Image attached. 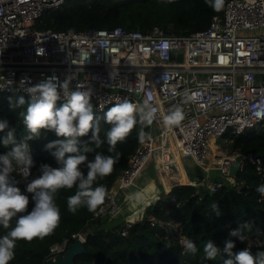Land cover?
<instances>
[{"label": "built area", "instance_id": "2783aa9c", "mask_svg": "<svg viewBox=\"0 0 264 264\" xmlns=\"http://www.w3.org/2000/svg\"><path fill=\"white\" fill-rule=\"evenodd\" d=\"M65 1L0 0V93L30 97L27 87L70 76L71 90L79 85L91 91L97 112L125 99L138 108L147 102L156 109L144 142L94 219L119 214L121 194L135 185L150 161L161 172L160 163L170 172L178 158L190 159L207 175L219 170L222 183L209 177L200 183L216 193L230 178L240 154L224 156L218 151L211 161V140L264 127V0H227L208 28L189 35H168L158 26L145 32L121 26L83 31L37 28L49 9ZM57 102H66L62 94ZM177 109L182 119L167 124L165 118ZM245 159L252 160L251 155L244 156L238 171ZM253 162L264 176L262 160ZM27 180H32L31 169ZM131 226L126 220L124 236ZM72 239L85 241V233H75ZM247 240L249 249L260 243L259 238ZM69 241L51 246V257L66 252Z\"/></svg>", "mask_w": 264, "mask_h": 264}, {"label": "trees", "instance_id": "16d2710c", "mask_svg": "<svg viewBox=\"0 0 264 264\" xmlns=\"http://www.w3.org/2000/svg\"><path fill=\"white\" fill-rule=\"evenodd\" d=\"M226 1L224 0L221 10L217 12L205 0H66L60 8L49 9L37 23V28L83 31L121 26L127 30L145 32L158 26L168 35H189L208 28L213 17L223 12ZM21 97L26 101L24 106H19ZM29 100L30 97L23 95L0 93V121L8 123V127L0 132V156L7 155L16 146H5L3 143L9 131L14 130L16 144L23 142L28 135L21 113L26 111ZM64 103L57 102V108ZM114 105L94 114L102 118ZM101 127V139L104 143L99 147L90 145L92 152L86 154L87 161L80 166L85 176L88 171L87 163L94 161L98 153L105 156L115 155L108 152L109 145L105 138L108 126L103 120ZM141 128L145 134L149 130L147 123L138 122L126 141L116 146L120 159L115 164L113 173L97 181V184L106 186L108 193L117 177L128 167L130 155L141 144L138 140ZM91 135L90 132L88 136L80 137L81 144L90 141ZM226 135L230 136L232 154L248 157L255 152L264 154L263 126L257 125L240 135L231 132ZM63 139L54 131L42 130L38 138L27 141L34 162L31 168L32 179L41 174L42 165L59 167L57 159L52 155L55 149L47 150L46 146L50 142ZM261 160L264 163V158ZM11 175L18 181L17 187L23 193L27 192L26 186L31 180H25L19 171H14ZM205 177L206 174L201 169L191 174L192 181L197 178L199 182ZM233 178L234 183L230 182ZM175 183L178 182L166 185L168 190ZM262 184L264 176L257 170V164L253 160L245 159L243 169L235 177L230 176L225 180L216 193L206 183L198 186H176L171 191L160 185L163 193L157 196L156 191L154 192V203L148 205L143 217L131 219L132 226L127 229L125 236L122 228L126 220L122 217L94 219V213L89 212L86 207L78 208L75 214L69 212L67 199L77 189L75 186L72 189H61L55 194V203L61 212L59 226L43 240L37 238L31 242L17 241L11 264H48L51 246L64 239H69V244L74 243L76 240L72 239V235L75 233H85L86 240L84 252L74 259V264H223V259L228 258L226 255L211 261L205 259L203 247L207 240L213 241L221 250L225 247V242L231 240L235 243L233 251L238 252L249 246L247 239L259 238L260 243L257 246H250L255 254L264 251V197L256 191ZM135 185L130 189L135 188ZM32 197L31 193L28 197V212L35 206ZM213 204L218 205L219 215L213 210ZM245 222L249 228L243 231V242L230 236L231 231ZM11 224L15 225V218ZM9 230L0 226V236ZM185 238L196 243L198 252L195 255L184 251L182 240ZM64 254L65 252L62 255Z\"/></svg>", "mask_w": 264, "mask_h": 264}, {"label": "clouds", "instance_id": "9594fccd", "mask_svg": "<svg viewBox=\"0 0 264 264\" xmlns=\"http://www.w3.org/2000/svg\"><path fill=\"white\" fill-rule=\"evenodd\" d=\"M224 0H205L214 11L219 12ZM166 47V45H165ZM40 54V49L38 50ZM72 77H66L59 82L56 77H50L34 86L27 87L30 96L26 111L21 113L23 124L28 135L24 141L16 144L14 130L9 131L4 138L5 146H16L7 155L0 156V226L10 229L0 236V264H11L15 255L17 241L31 242L33 239L43 240L51 235L59 226L61 212L55 203V194L61 189L76 187L74 195L67 199L68 211L75 214L80 207H86L91 213L97 210L103 211L108 190L103 184H97L114 171V166L120 159V153L116 152V146L126 141L137 123L151 124L156 109L147 102L142 107L125 99L115 103L104 116L97 117L94 114V105L91 102V91H82L77 85V90L70 88ZM65 103L57 108V101L61 99ZM23 97L19 100V106H24ZM182 119L180 109H177L165 118L169 125L179 123ZM101 120L108 126L105 131L106 142L109 145L108 152L115 155L97 154L94 161L87 163V175L80 170V166L87 161V153L92 152L90 145L99 147L104 140L101 139ZM8 127L6 121H0V132ZM42 130L54 131L58 137L64 138L50 142L47 150L55 149L52 155L57 159L59 167L53 168L42 165L40 175L27 183L26 191L32 193L35 206L28 212L29 196L17 187L18 181L12 177L14 171L27 180L30 169L33 167V159L29 151V140L38 138ZM92 133L88 142L81 144L79 138ZM138 140L143 143L145 133L143 129L138 133ZM234 183V178L230 181ZM96 185V186H94ZM256 191L264 197V184L259 185ZM135 199L139 202L142 193H135ZM213 210L219 215L217 204L212 205ZM26 213V214H25ZM15 218V225L11 222ZM249 228L245 222L230 232V236L244 241V229ZM185 252L195 255L198 252L196 243L188 238L182 240ZM235 243L231 240L225 242L223 250L218 248L211 240H207L203 247L205 259L215 260L218 256L226 255L223 264H264V251L255 254L245 248L234 252Z\"/></svg>", "mask_w": 264, "mask_h": 264}, {"label": "rangeland", "instance_id": "374dc122", "mask_svg": "<svg viewBox=\"0 0 264 264\" xmlns=\"http://www.w3.org/2000/svg\"><path fill=\"white\" fill-rule=\"evenodd\" d=\"M212 140H214V138L212 139ZM215 143H216V145H218L219 146V149H218V151H221L224 155H228V156H230V155H234V154H232L231 152H230V136L229 135H225V136H220V137H217L216 139H215ZM217 151V152H218ZM236 155V154H235ZM216 156H218L217 155V153H216V155L214 156V159H216ZM212 161V160H211ZM153 161H150L149 162V164H148V166L149 165H152L151 163H152ZM178 162H181L182 164L185 162V166L186 167H188L190 164V162H191V160L190 159H180V158H178ZM155 163V162H154ZM179 164V163H178ZM161 165L162 166H160V167H166V166H164L162 163H161ZM184 165V164H183ZM173 167H175V165H172V168ZM147 168V167H146ZM145 168V169H146ZM162 168V169H163ZM171 168V169H172ZM197 169V167H195V169H194V171ZM147 170H149V169H147ZM147 170H145L139 177H138V179H137V181H136V185H135V188H136V191L137 192H140V193H143L142 194V199L139 201V202H137L136 201V199H135V197H132V195H134V193L136 192V191H134V189L135 188H133V189H128V190H126V192L127 193H130L131 194V196H129V197H127L128 199H129V201L130 202H134L135 204H140V205H138L137 206V208H135V210H134V208L132 209H130L129 210V215H131V214H134V215H132L130 218H128V220L129 219H132V220H135V218H133V217H135L136 216V218L138 219L139 217H143L144 216V213H145V211H146V209L149 207L148 206V204L149 203H154V192L156 191L154 188H153V184H150V185H147L148 183H149V181H150V177H152L151 176V174H146V171ZM164 170V169H163ZM175 170V169H174ZM199 170V169H198ZM200 171V170H199ZM166 172H163L162 171V178L161 179H163V181L165 182V184L166 185H170L171 184V181L166 177L167 175L165 174ZM212 173V174H211ZM152 174H153V176H154V173H153V171H152ZM210 174H211V177H213V180L214 179H216V178H219L220 176H222V174H221V172L219 171V170H213V171H211L210 172ZM167 181H169V182H167ZM181 181H184V179L182 178V176H181ZM157 183L159 184V180H158V178H157ZM145 185H147V187L145 186ZM142 188H144L143 189V191L141 192L140 190L142 189ZM134 191V192H133ZM158 192H159V194H161V193H163V190H162V188H159L158 189ZM127 198H122V201H121V212H124V211H127L128 209H129V206L128 205H126L125 207H123V203H125L124 201L127 199ZM150 205V204H149ZM134 206V204H132V207ZM124 214V213H123ZM125 215V214H124ZM126 216H127V213H126ZM118 217H120V214H118L117 216H116V218H118ZM126 218L125 217H123V220H125ZM132 220H129V221H132ZM85 237H86V234H85Z\"/></svg>", "mask_w": 264, "mask_h": 264}, {"label": "crops", "instance_id": "0c3cea01", "mask_svg": "<svg viewBox=\"0 0 264 264\" xmlns=\"http://www.w3.org/2000/svg\"><path fill=\"white\" fill-rule=\"evenodd\" d=\"M141 145V144H140ZM140 145H139V147H140ZM138 147V148H139ZM137 148V149H138ZM136 149V150H137ZM132 155H130V157H131ZM130 157H129V160H130ZM152 165H147V168L145 169V170H147V169H149V170H147L146 171V174H151V176L152 177H150L149 179H150V181H149V183L147 184V185H150V184H153V188L156 190V194H157V196L158 195H160L159 194V192H158V189H159V187H160V185H162L163 187H164V189L165 190H167V191H171L172 190V188L173 187H176V186H181V185H192V186H198V185H200V183H201V181H199L198 182V180H197V178L194 180V181H192L191 180V174H194L195 172H198L199 170H200V168H197L195 171H194V169H195V167H196V165H194V164H192V162H190L189 164V166L188 167H186L185 166V162L182 164L181 162H179V164L178 165H175V167H173L172 169H171V171L170 172H166L165 174L167 175L166 177L171 181V184L174 182V181H177L178 183H175V185L171 188V189H169L168 190V188H167V186H166V184H165V182L163 181V179H161L162 177V172L158 169V167H157V165H155V163L154 162H152L151 163ZM161 164V163H160ZM128 166H129V162H128ZM165 166V165H164ZM163 167H161V169H162ZM127 169V168H126ZM164 169V172H165V169H167L166 171H168V168H166V167H164L163 168ZM162 169V170H163ZM175 169V170H174ZM199 169V170H198ZM144 170V171H145ZM143 171V172H144ZM152 171H154L153 173H154V176H153V174H152ZM122 173V172H121ZM205 174H206V177L204 178V179H207V177H209V180H211L212 179V177H211V174H209V175H207V173L206 172H204ZM181 176H182V178L184 179V181H181ZM157 178H158V180H159V184L157 183ZM203 179V180H204ZM212 181H214L213 179H212ZM167 182H169V181H167ZM170 184V185H171ZM147 185H145L146 187H147ZM143 189L144 188H142L140 191L142 192L143 191ZM134 191H136V188L134 189ZM133 191V192H134ZM135 193H137V191L135 192ZM135 193H134V195H132V197H135ZM143 194V193H142ZM129 196H131V194L130 193H127V192H123L122 194H121V197L122 198H127V197H129ZM125 203H123V207H125L126 205H128L129 206V209L127 210V211H124V212H121V210H120V212H119V214H120V217H125L126 219L125 220H128V218H130L132 215H134V214H131V215H129L128 213H129V210L132 208H134V210H135V208H137V206L138 205H140V204H135L134 202H130L129 201V199L127 198L125 201H124ZM132 204H134V206L132 207ZM149 204H151V203H149ZM148 204V205H149ZM122 207V206H121ZM125 215H124V214ZM126 213H127V216H126ZM133 218H135L136 219V216L135 217H133ZM129 220H131V219H129Z\"/></svg>", "mask_w": 264, "mask_h": 264}, {"label": "water", "instance_id": "95a60500", "mask_svg": "<svg viewBox=\"0 0 264 264\" xmlns=\"http://www.w3.org/2000/svg\"><path fill=\"white\" fill-rule=\"evenodd\" d=\"M96 112H97V109L94 108V113ZM251 158L252 160L261 159V158H264V154L255 152L251 154ZM243 159H244L243 155H238L236 157V162L230 169L231 177H235L237 175L240 163L243 161ZM218 181L222 183L223 179L219 178ZM25 194L26 196H29L31 193L26 192ZM84 242H85L84 240L77 239L74 243H71L68 245L67 251L65 252L64 255H57L55 257H51L48 260V264H74V259L79 254L84 252Z\"/></svg>", "mask_w": 264, "mask_h": 264}, {"label": "bare ground", "instance_id": "6f19581e", "mask_svg": "<svg viewBox=\"0 0 264 264\" xmlns=\"http://www.w3.org/2000/svg\"><path fill=\"white\" fill-rule=\"evenodd\" d=\"M210 146H211V155H210V159H211L212 161H214V156L216 155V153H217V151H218V149H219V146L216 145V143H215V139H214V140H211V142H210ZM224 156H225V155H224ZM160 166H162V165L160 164Z\"/></svg>", "mask_w": 264, "mask_h": 264}]
</instances>
